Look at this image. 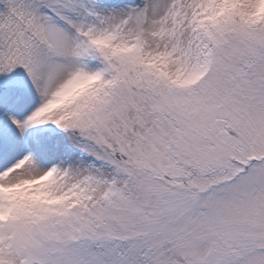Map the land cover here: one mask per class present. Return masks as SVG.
<instances>
[{
	"label": "snow or ice",
	"instance_id": "1",
	"mask_svg": "<svg viewBox=\"0 0 264 264\" xmlns=\"http://www.w3.org/2000/svg\"><path fill=\"white\" fill-rule=\"evenodd\" d=\"M0 264H264V0H0Z\"/></svg>",
	"mask_w": 264,
	"mask_h": 264
}]
</instances>
